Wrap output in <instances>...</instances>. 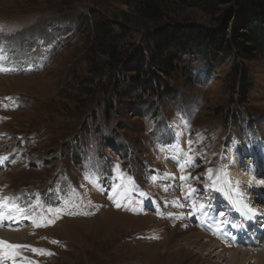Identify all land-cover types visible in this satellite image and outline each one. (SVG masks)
Returning a JSON list of instances; mask_svg holds the SVG:
<instances>
[{"label":"rangeland","instance_id":"374dc122","mask_svg":"<svg viewBox=\"0 0 264 264\" xmlns=\"http://www.w3.org/2000/svg\"><path fill=\"white\" fill-rule=\"evenodd\" d=\"M136 1L0 0V66L17 69L0 72V157H7L0 209L12 212L0 211V255L22 254L27 264H229L207 250L177 253L170 234L180 227L264 252L260 243L237 247L233 235L207 234L200 224L220 228L214 213L242 199L232 214L239 207L264 223L244 212L264 208V190L246 193L229 175L236 167L264 178V53L238 54L230 4L206 12L188 0H157L165 14L152 22L138 15ZM95 15L116 22L124 56L95 51ZM182 23L204 26L223 45L212 61L201 50L181 52L169 73L148 68L164 92L132 84L133 51ZM19 226L29 230L27 240L8 242L5 233ZM147 242L158 244L156 253L141 250Z\"/></svg>","mask_w":264,"mask_h":264},{"label":"trees","instance_id":"16d2710c","mask_svg":"<svg viewBox=\"0 0 264 264\" xmlns=\"http://www.w3.org/2000/svg\"><path fill=\"white\" fill-rule=\"evenodd\" d=\"M188 1L193 7H200L206 12L222 11L221 5L230 4V11L235 20L234 37L238 54L245 58L254 52L264 53V0ZM135 6L138 15L144 20L153 22L164 18L165 11L157 0H137ZM115 24V21L105 16L95 15L92 23V38L96 52L104 55L110 53L116 57L125 55L124 47L117 45V41L124 35L116 31ZM149 41L144 49L136 48L132 53V60L126 62V71L134 74L130 77L131 83L138 84L147 93L158 90L164 92L165 89L156 88L153 84V82L157 84L156 79L152 80L148 76V68L169 73L180 53L190 50H201L205 60L210 63L215 55L214 49L223 46L207 32L204 26L195 23H182L170 28L162 27L149 36ZM221 49L224 50L225 47ZM239 84L241 94L246 96L250 84L247 83L245 76L242 75Z\"/></svg>","mask_w":264,"mask_h":264},{"label":"bare ground","instance_id":"6f19581e","mask_svg":"<svg viewBox=\"0 0 264 264\" xmlns=\"http://www.w3.org/2000/svg\"><path fill=\"white\" fill-rule=\"evenodd\" d=\"M173 160L175 161V163H177V159H175L173 157L172 161ZM263 170H264V168H263ZM257 173H259V172L257 171ZM229 175L234 180V182L235 181L237 182V183L235 182L236 186H238V185L241 186V189H243L246 193L248 192V187H251V189H253V190L255 189L256 191H259V192H261V190L262 191L264 190V178H261V176H259L256 173L250 174V173L244 172V171L240 172V171H238V169L236 167H231ZM261 180H262V182H261ZM245 189H247V190H245ZM262 198H263V196H262ZM232 202L229 200V202L226 204V206H223V207H226V212L223 213L222 215H218V213L217 214L214 213L215 215H217V217L218 216L222 217V226L220 228H215L214 224L212 222H210V220H207V221L201 220L200 224H201V227L203 228V230H205V232L207 234H213L215 236H219V235L222 236L224 233H227L228 235L231 234V235H233L232 236V238L234 240L233 243H235L234 245H236L237 247H240L241 245H250L251 246V244H253V243H260L259 245L264 246V223L262 225H260V224H258L259 221H258V223H256V221L249 220L248 218H245V216L243 217L242 216V215H244L243 213H242V215L238 213L239 211L241 213V209L239 207H238L239 209L237 208L238 212L235 214H232L231 208L236 209L235 205L244 206V201H243V199L241 200V202L243 203L241 205H240V201H239V203H232ZM229 208H230V211L227 210ZM218 209H219V207L216 208V210H218ZM0 211L2 212L1 216L5 217V218H8V215H10V213H12L10 210H8V208L5 205H3L1 207ZM148 211L157 212V209L156 210L151 209ZM246 211H253L254 214L257 213L258 215H263V217L259 218V220L264 221V219H263L264 218V208L262 207V205L256 204L254 206V208L251 207V209L249 207L247 208L245 206L244 212H246ZM13 213L16 216L14 219L16 221L19 220L18 223L21 222L20 213L19 214L15 213V212H13ZM22 213H24V211H22ZM198 216H199V214H198ZM172 217H174V216H172ZM210 218L211 217H208L207 219H210ZM92 219H93L92 220L93 222H96V220H98V216L95 215L92 217ZM9 220H10V216H9ZM218 225H220V224H218ZM19 228H20V226L17 227L16 230L13 229L14 231L12 230V231L5 233L6 234L5 238L7 239L8 242L14 241V242H19L20 244H22L23 240L26 237H28L29 230L28 229L18 230ZM180 228H179V230L175 229V231H173L170 234L171 240L175 243V245H177V247H176L177 253H179L180 250L182 251V250L186 249L185 250L186 254L198 255V253L202 252V250H207L205 255H208V256L213 257V258L218 257L221 259V262H223V263L228 262L229 264H248V263H251L255 260V262H256L255 264H264V252L260 251V249H250L251 251L246 250V249L241 250V248H235V247H232L231 245H229L227 243L228 241L225 243H222V242L213 243L215 240L211 239V237L206 235L205 233L199 231L200 229L198 230L196 228L191 227V228H187L185 230L184 229L181 230ZM234 234H237V235H234ZM206 239L208 240L207 242L204 241ZM221 239L223 240V237H221ZM26 240H27V238H26ZM182 240H185L186 244L190 247L185 248L184 245L180 244V241H182ZM261 242H263V243H261ZM157 245L158 244L156 242L155 243H148L147 242V243H143L142 246H140V247L142 248L141 250L143 252L148 253L152 249H154V253H156ZM4 246H3V248H4ZM3 248H2V251H3ZM17 251H20V250H17ZM249 255H251V256H249ZM208 256H206V257L203 256V258L209 259ZM27 263H28L27 256L22 255V254L12 255V257L10 259L5 258L4 255H0V264H27Z\"/></svg>","mask_w":264,"mask_h":264},{"label":"snow or ice","instance_id":"6c2138e0","mask_svg":"<svg viewBox=\"0 0 264 264\" xmlns=\"http://www.w3.org/2000/svg\"><path fill=\"white\" fill-rule=\"evenodd\" d=\"M17 69L15 68H6V67H3V66H0V72H9V71H16ZM5 99H8V100H12L13 98L11 97H6ZM4 107H7V105H4ZM191 143V142H189ZM5 160H7V157H0V163H3ZM114 195H115V192H114ZM113 197H109V199H112ZM117 207H120L119 204H117ZM204 208V205L201 203L200 204V209H203ZM16 211H21L19 208L16 209ZM0 243H3V242H0ZM55 243V242H54ZM7 248H13V247H19V246H13V245H7L6 246ZM34 251H42V250H34ZM4 256L5 258H11L12 257V254L8 253V252H5L4 253Z\"/></svg>","mask_w":264,"mask_h":264}]
</instances>
